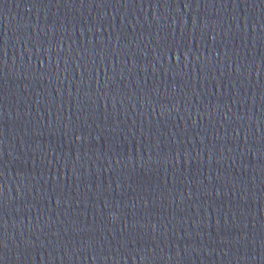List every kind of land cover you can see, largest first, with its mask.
Returning <instances> with one entry per match:
<instances>
[{"label":"water","instance_id":"obj_1","mask_svg":"<svg viewBox=\"0 0 264 264\" xmlns=\"http://www.w3.org/2000/svg\"><path fill=\"white\" fill-rule=\"evenodd\" d=\"M0 264H264V0H0Z\"/></svg>","mask_w":264,"mask_h":264}]
</instances>
